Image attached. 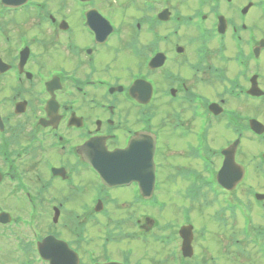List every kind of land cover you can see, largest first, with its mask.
<instances>
[{"label":"flooded vegetation","instance_id":"flooded-vegetation-1","mask_svg":"<svg viewBox=\"0 0 264 264\" xmlns=\"http://www.w3.org/2000/svg\"><path fill=\"white\" fill-rule=\"evenodd\" d=\"M53 1L55 7L46 11L38 4L48 0H27L18 8L5 7L0 0V213L10 215L8 223L0 224V249L12 247L13 242L16 244L12 240L5 245L7 232L17 222V214L36 207L47 213L56 206L63 208L70 194L88 191L89 187L94 186L95 190L86 204L91 209L98 206L99 200L105 208V204L115 198L118 199L117 208L121 204L126 209L142 208L145 201L135 183L113 188L103 186L75 149L94 136L104 137L108 150L125 148L133 138L146 133L149 140L155 139L156 173L165 168L163 157L167 155L172 159L169 172L177 171L183 163L177 159L187 161L196 156L191 144L186 142V136L192 130L188 105L196 91L190 77L196 80L209 78L216 84L223 82L224 75L228 77L236 72L232 61L236 58V48L241 49V45L245 53L254 55L256 47L258 58L264 57V0H125L121 11H114L108 0ZM191 1L197 2V6ZM95 3L97 6L104 4L116 15L112 17L114 28L106 41H103L105 37L95 38L84 26V14L90 8H96ZM248 4L251 6L246 7ZM33 5L39 7V20L30 18L28 9ZM259 6L260 13L250 14ZM191 8H195V17L202 26H198V22L179 26L181 16ZM24 12V21L17 23L14 19ZM219 17L224 21L223 27L219 26ZM185 19L192 23L193 18ZM43 21L50 27L47 24L41 26ZM248 22L259 26L253 24L255 27L252 28ZM33 24L38 29L30 26ZM219 28L224 32L220 33ZM47 38H50V44L45 43ZM118 40L121 44L116 42ZM129 43L133 46L136 43L141 47L140 51L131 52ZM112 44L122 49L117 60ZM43 52L50 53L49 61L59 62V65L44 68L41 63ZM123 59L130 65L123 66ZM154 59L152 70L148 68V62ZM65 64L71 68H66ZM69 71L74 75L72 78L68 76ZM136 79L152 84V94L146 103L130 96V88ZM201 80L198 82H203ZM201 86V94L209 95V87ZM140 97L144 98V94ZM233 99L236 107V94ZM206 113L209 115L208 103ZM176 131L185 139H176L182 145L186 142L185 148L168 147L167 143L175 140L169 138L171 132ZM239 131L236 125L237 135L242 136ZM250 139L264 142V133L261 136L252 134ZM140 142L144 146L142 150H148V142ZM254 158L258 159V156ZM251 164L252 177L262 184L253 185L258 188L255 192L264 193V181H260L261 176L264 177V165H254L253 159ZM136 173L139 175L141 171ZM122 192L125 194H120ZM131 194L132 200L122 202ZM121 195L127 196L122 199ZM258 203L262 205L264 200ZM42 220H46L45 215ZM63 222L75 224L78 220L66 218ZM135 224V231L150 229L146 219L123 220L119 226L115 221L111 228L121 226L129 231ZM62 228L73 237L77 235L76 225L63 224ZM112 231L105 233L106 246L113 243ZM48 234L51 232L46 228L36 241ZM60 236L58 238L72 242V245L69 243L71 247L78 248L76 240ZM19 245L24 253L31 251L26 240ZM114 260L139 264V260H131L126 253L123 254L124 261L115 257L103 261Z\"/></svg>","mask_w":264,"mask_h":264},{"label":"rangeland","instance_id":"rangeland-1","mask_svg":"<svg viewBox=\"0 0 264 264\" xmlns=\"http://www.w3.org/2000/svg\"><path fill=\"white\" fill-rule=\"evenodd\" d=\"M108 1L112 3L111 8L114 11H121L123 9L121 4L122 5L126 4L125 0H121V1L115 0L114 3L112 0H108ZM38 5L44 6L46 8V11H49V8L55 7V1L48 0V2H40V4H38ZM95 6L99 10V12L101 14H103L104 16H106V18L109 20H112V17L116 16V15L110 13L109 10H107L104 7V4H102V3L99 4V6H97V4L95 3ZM194 6H197L196 3H194ZM260 7L261 6L254 9V11H251L250 14L256 15L257 13H260L261 12ZM38 8L39 7L37 5H33L28 9V11L31 14L30 18L34 17V18L39 20V16L37 14ZM65 10H66V8H65ZM25 13L26 12L22 13L20 16L16 17L14 20L17 23L23 22L24 18L22 17V15ZM190 13L185 14L183 17L190 15ZM252 18L253 17L250 16V19H252ZM119 19H121V18H119ZM257 19L259 20V15H257ZM130 22H131V20L129 17L128 23H130ZM250 23L251 22H248V24L252 28H254L255 26H253V24H255V23L258 24L259 21L255 22V23L252 22V24H250ZM45 24H47V26L50 27L49 23L44 22V21L41 22V26H45ZM257 24H255V25H257ZM30 26L34 29H38V27L35 26L34 24L30 25ZM258 26L259 25H257V27ZM6 29H8V28L6 27ZM9 29H10V27H9ZM55 41L57 43H59L58 40H55ZM116 42L121 44V42L119 40ZM45 43L50 44V38H47L45 40ZM54 47L57 48L56 45ZM113 47H115V51H116V55L114 58H115V60H117L118 56L121 55L122 49L118 48V46H116V45H113ZM132 49H133V47H132ZM220 49L223 52L221 46H220ZM236 49H237V51L240 50L238 47ZM204 53H205V51L203 52V54ZM223 55H224V57L227 56L224 53H223ZM50 57H51L50 53L43 52V54L41 56V63H42V66L44 68L50 69L54 66L59 65V62L49 61ZM237 58L239 59L240 64L236 65V58L233 59L232 63H233V67H235L236 70L240 69L239 74L241 76L242 73H245L244 70L246 67V62H244V57L242 56V54H238ZM123 60H124L123 66L127 67L130 65L129 62H128L129 64L126 62V59H123ZM65 67L67 68L68 66L65 64ZM69 68H71V67H69ZM69 73H70V71H69ZM119 75L120 74H118V77H119ZM68 76L70 78H72L74 75L72 73H70V74H68ZM228 77L232 78V79H230V80H232L230 87H232L234 85L235 77L233 76V74H231V75L229 74ZM198 80H201V79L197 78V80H196L193 77H190V81L195 83L198 86L197 92L200 90L199 87L202 88L201 85H205L208 87H210L211 85H216L215 82H212L211 80L209 81V78L201 80L203 82H198ZM197 95L201 96V97H205V95H203V94H197ZM193 97L194 96H192V98ZM236 109L239 111V113L236 114V122H239V119H242L241 116L246 117L247 114L248 115H257L261 118H264V104H263V102L260 103V100L247 99V98L243 97L240 101L236 102ZM220 125H217L215 128V133L218 134L219 137L217 135H214V136L210 135L209 142L213 146H217L219 144L221 145L224 142L223 140H224L225 134H224ZM171 133H172V136L169 138L173 137L175 140L168 142L167 143L168 147L172 148L171 145H173L177 148H185L186 142L184 145H182L179 140H176L178 138H181L179 136V133L177 131L171 132ZM169 138L166 137V139H169ZM181 139L185 140L184 138H181ZM187 141H188V143L195 142L194 136L193 135L189 136ZM245 144H247V143H245ZM241 149L245 151L244 152L245 154L243 155V157L241 159L243 160V162H246V160H248L251 157V153H253V152L251 150H246L243 146L241 147ZM168 150L169 149H167V151ZM167 157H168V159L166 160ZM169 158H170L169 155L163 157L164 163H165V165H164L165 168H161L160 170H157L156 191H158V189H159V192L157 195H160L161 199L164 200L165 202L161 203V204L159 203L158 208H157V206L151 207V206L145 205L142 208H140L139 210H135V211L131 212V213H138V215L141 213H145V215H149V216L153 217L156 221L161 220L163 222V223H159V225H157L155 228H152L150 231L146 232V234H145V236H148L151 234L153 235L154 239L160 243L161 249L163 250V253L160 256H158V254L155 251L151 252V249L153 248V246L156 249H160V246L157 244L153 245L152 242L149 240H143V239H138V238H137L138 240L136 239L135 243L132 240L125 242L124 239H121L118 241L119 243H115V244L111 243L110 245H108L104 248L103 231L102 232L96 231L97 234L101 237L100 240L98 241L96 238H94L93 244H88L86 247V250H90L95 255H98L99 257H101L102 260H100V261L110 259L111 257H115L116 259L123 260V254L125 253L124 247L129 246V248L132 249V247L134 246L133 251L130 254L129 258L131 260H133L134 258L141 260V262L139 264H215V262H216L215 261L216 260L215 255H213L211 252H209V249L206 247V245H208V247H210V250H212L215 254L217 251L215 248V245L217 246V249L219 251L220 248H219V242L218 241H219V239L221 240L224 236L221 232L222 231L221 226H219L216 223L211 225L210 221L208 220V215H213V218H215V219L218 218L219 215L223 216L224 219H226L225 230L229 234L230 233L232 234L233 230L235 231L236 229H239L240 224L238 223L239 221L237 219H236L237 222H236L235 228H233L232 226H234V225L232 223L230 224V222H229L230 219L227 216L231 215V212L224 214L225 213L224 212L225 207H221V204L224 205V203H222L220 197H218L216 200H213L212 196L210 195L208 199L203 198L201 200H193V202H195V203H191L188 199L184 198V196L187 198L186 191H185L187 189V186H185V187L183 186L184 184H186V182L184 180L182 181L181 179H179L178 183L175 184V183H173V179L174 178H181V177L179 175H175L172 173L167 174V175L165 174L166 170L169 173L168 168H170V164H172V159H169ZM178 161H184V159H177V162ZM156 162L158 164L157 159H156ZM186 168H190L194 172H202L201 175L205 176V174L203 172H206V171L204 169V166L201 163L196 162V163H193L192 165L189 164L188 167H186ZM248 176H249L248 182H251L256 187L259 185L260 186L262 185L260 182H259L260 184H258L257 179H252V177H250L249 174H248ZM185 179L187 181V185L189 186V184H190L189 179H187V178H185ZM81 181H83V180L81 179ZM246 186L247 185H243V189H245ZM94 193H95V190H94V186H93V187H89L88 191H83L79 194H70L68 197L67 203H66V205H67L66 207L67 208L70 207L71 209H77L78 211H81V213L83 214L85 212V210H90V208L88 206H86V204H88L90 202L91 195ZM245 193H246V191H244V194ZM120 194H125V193L122 192ZM126 194H127V192H126ZM126 196L127 195H125V196L121 195L119 197L123 199ZM115 200H118V199L115 198ZM205 203H209V204L207 205ZM176 204L181 208V216L178 215V211L175 208ZM192 204L194 206L191 207V209H192L191 214H193V213L194 214L192 215L191 219L197 228V230L195 231V237H194L195 239H194V243H193L194 248H195V252L191 258L185 259V258L180 257V254H179L180 241L177 238L176 232L174 233V230L175 229H176V231L178 230L179 224H181V223L185 224V223L189 222V221H184L183 218L188 217L190 205H192ZM200 204H203V205H200ZM161 207H165V208L161 209ZM198 212H200V213H198ZM128 213L123 212L121 215L126 216ZM195 213H198L200 215L196 216ZM256 214H257V210L250 213V216L252 217L253 220L256 219ZM116 216H117V219L122 218L121 216L119 217V215H116ZM101 220H103V219H101ZM164 224H166V225H164ZM76 227L79 228L80 226L76 225ZM90 228L92 229V226H90ZM200 229L205 232L208 244L207 243L205 244V241L202 240ZM130 230H133V229H130ZM78 231L81 232V229H78ZM115 231L118 232L117 226L115 227ZM131 233H133V232H131ZM235 233H236V231H235ZM217 234H218V236H217ZM14 235H15V233H14ZM216 237H218L217 238L218 241H217ZM142 238H144V237H142ZM231 250L236 251V255L238 254V259L236 260V264H254L255 262L259 261L258 259L254 258L252 250L250 249V245H245L242 242H240L238 245H236L235 250L234 249H231ZM220 255L221 254L219 253L217 256L220 257ZM249 256H251V257H249ZM33 257H34V255H33L32 251H31V254H29V256H26L24 252L19 251V250H15L13 247L10 246V248H8V249L4 248V250L0 252V264H32L31 262H29V260L32 261ZM212 257L214 259H211ZM163 258L166 259L167 261H163L162 260ZM25 261H27V262L24 263ZM221 263L222 264H231V263L227 262L226 260H222ZM260 263L264 264V262L262 260H260ZM35 264H39V262H35ZM219 264H220V262H219Z\"/></svg>","mask_w":264,"mask_h":264},{"label":"water","instance_id":"water-1","mask_svg":"<svg viewBox=\"0 0 264 264\" xmlns=\"http://www.w3.org/2000/svg\"><path fill=\"white\" fill-rule=\"evenodd\" d=\"M235 145L236 144L234 143L232 146L229 147V149L226 150L227 157L223 163L222 168L218 172V181L220 183H222L223 185L227 186L228 188H230L234 182L233 168L235 167V169H236V165H234V163H233V151H234ZM118 155H121V153H119ZM238 170H240V169H238ZM107 179L112 181L114 179V177H107L106 176L105 181H107ZM186 246L188 249H190V237L187 240Z\"/></svg>","mask_w":264,"mask_h":264}]
</instances>
